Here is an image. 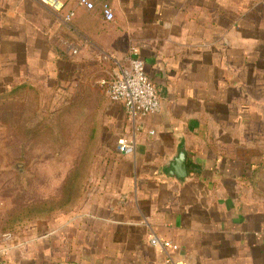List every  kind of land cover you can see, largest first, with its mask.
<instances>
[{
    "label": "crops",
    "instance_id": "crops-1",
    "mask_svg": "<svg viewBox=\"0 0 264 264\" xmlns=\"http://www.w3.org/2000/svg\"><path fill=\"white\" fill-rule=\"evenodd\" d=\"M10 1L0 0V57H53L71 72L137 48L161 109L141 121L132 155L116 152L126 165L92 186L78 214L9 235L0 264H166L151 233L177 244L186 264H264L263 161L207 135L212 111L235 109L222 97L250 95V66L264 64V0H95L94 10L66 0L71 22L36 0ZM103 3L114 21L103 20ZM181 147L188 177L179 182L168 166Z\"/></svg>",
    "mask_w": 264,
    "mask_h": 264
},
{
    "label": "rangeland",
    "instance_id": "rangeland-1",
    "mask_svg": "<svg viewBox=\"0 0 264 264\" xmlns=\"http://www.w3.org/2000/svg\"><path fill=\"white\" fill-rule=\"evenodd\" d=\"M30 60L0 57V241L38 219L78 214L92 186L126 165L117 143L134 136L102 84L115 62L67 72L53 57ZM250 69V95L222 97L234 99L235 109L212 111L207 135L219 150L264 164V64Z\"/></svg>",
    "mask_w": 264,
    "mask_h": 264
},
{
    "label": "built area",
    "instance_id": "built-area-1",
    "mask_svg": "<svg viewBox=\"0 0 264 264\" xmlns=\"http://www.w3.org/2000/svg\"><path fill=\"white\" fill-rule=\"evenodd\" d=\"M36 1L54 14H64L66 22H71L75 17L73 11L65 13L66 0ZM78 2L86 10L96 8L95 0H78ZM101 15L105 22L115 20L114 10L108 3L101 4ZM105 57H107L105 59L110 58V56ZM115 63L117 68L112 75V79L108 82L103 81L102 84L107 85V94L110 101L123 106L125 115L134 130V136L118 141L117 152L132 155L136 148L135 133L140 131L141 121L149 115L158 113L161 109V101L154 84L147 75L146 65L141 59L137 48H131L123 62ZM153 134V132H150V135ZM148 242L151 247L165 254L166 264H186L184 261L175 258L180 250L177 244L153 233L149 235Z\"/></svg>",
    "mask_w": 264,
    "mask_h": 264
},
{
    "label": "water",
    "instance_id": "water-1",
    "mask_svg": "<svg viewBox=\"0 0 264 264\" xmlns=\"http://www.w3.org/2000/svg\"><path fill=\"white\" fill-rule=\"evenodd\" d=\"M168 175L179 182L187 179V151L185 147L179 148L176 155L170 161L168 166Z\"/></svg>",
    "mask_w": 264,
    "mask_h": 264
}]
</instances>
